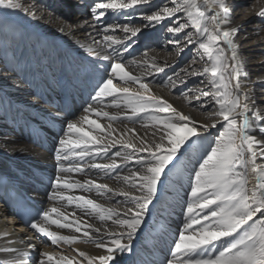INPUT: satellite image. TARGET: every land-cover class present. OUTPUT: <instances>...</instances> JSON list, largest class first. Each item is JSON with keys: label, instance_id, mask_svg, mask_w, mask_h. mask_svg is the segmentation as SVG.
Wrapping results in <instances>:
<instances>
[{"label": "bare ground", "instance_id": "obj_1", "mask_svg": "<svg viewBox=\"0 0 264 264\" xmlns=\"http://www.w3.org/2000/svg\"><path fill=\"white\" fill-rule=\"evenodd\" d=\"M139 3L144 22H102ZM147 22L157 44L140 49ZM213 38L232 67L229 115L214 48L196 45ZM0 171L30 192L51 184L34 192L37 232L0 206V264H264L244 232L264 223V0H0Z\"/></svg>", "mask_w": 264, "mask_h": 264}, {"label": "rangeland", "instance_id": "obj_2", "mask_svg": "<svg viewBox=\"0 0 264 264\" xmlns=\"http://www.w3.org/2000/svg\"><path fill=\"white\" fill-rule=\"evenodd\" d=\"M252 1L253 0H235V3L237 5H239L242 8H250L252 5ZM93 2V1H92ZM90 4H86L84 5V9L85 10H90L93 8V3ZM101 2V1H100ZM97 3V2H95ZM147 3V2H145ZM145 4H137L136 6H130L133 8V10L128 13L127 17L125 19H121L120 17L116 16L117 12H122V14H126L127 11L126 9L129 8L128 6H122V5H118V6H114L112 8H114L113 10H110V13H107V15L109 14L108 18L106 17V19H103L102 22H104V24H107L109 21L112 22H117L119 24H126V25H135L137 23L140 22H144L147 18L145 16H141L143 13L142 11L145 9ZM59 7L61 9V13L65 14L67 11L69 10V12L75 11V9L77 8H82V6H77L75 4H71L69 6H65L61 3L59 4ZM71 7V9L69 8ZM109 7H107L105 9V11H108ZM112 11V12H111ZM141 14V15H140ZM116 16V18H115ZM171 16H174V14H171ZM108 19V20H107ZM165 24V23H164ZM164 24L162 26V31H163V35L165 34L166 30H164ZM150 23L147 22L146 24V28L143 29L141 36L145 37V40H143V45H140V49H151L154 48L155 45L157 44L155 41H153L151 35L148 33L154 29H159L157 26L152 28L150 31H146L147 27H149ZM101 27V26H100ZM156 32V31H155ZM149 34V35H148ZM213 42L212 46L209 48H207V45L205 44V42L201 39L200 41L197 42L196 45H199L200 47L204 46L205 49H208L209 51L211 49H213L210 54V57H212L217 63H218V70H217V74L218 77L221 81L222 84V93L224 96L223 99V107L225 109V112L229 115L231 112L235 111L238 107V96L237 94L234 93L233 90V86L230 83V78H231V72H232V67H231V63L228 61V59L225 56V50L226 49H221L220 46V40L213 38ZM139 49V50H140ZM137 50V49H136ZM138 51H135L133 53V55L130 56V58H132ZM83 58L86 59H95L93 55H88V54H84ZM190 58V54L188 53L186 56H181L178 60L175 61V63L173 65H175V67H180L181 65H183L184 63H186ZM114 68H121V63L119 60H113L110 63ZM192 76H195L196 74H191ZM227 125H230L233 129L237 128V124H233L230 121H228ZM210 146H211V142H210ZM246 148L245 145L242 141H240L239 145L237 146V153H236V163L238 165V167L241 170V175L239 176V180L238 183L242 186L243 192H242V197L241 199H243L244 204H248V198H247V194H246V181H247V176H246V166H247V162H246ZM13 167V166H12ZM14 168V167H13ZM262 179L264 180V172H262L261 174ZM245 204V208L248 210V212H250V207L248 205ZM245 235H247L250 239H254L255 241H257L259 244H264V223L259 219V218H254L253 220H250L247 227L244 230Z\"/></svg>", "mask_w": 264, "mask_h": 264}]
</instances>
